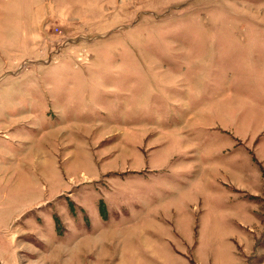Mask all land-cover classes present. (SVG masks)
Listing matches in <instances>:
<instances>
[{
  "label": "rangeland",
  "instance_id": "obj_1",
  "mask_svg": "<svg viewBox=\"0 0 264 264\" xmlns=\"http://www.w3.org/2000/svg\"><path fill=\"white\" fill-rule=\"evenodd\" d=\"M246 237L264 264V0H0V264Z\"/></svg>",
  "mask_w": 264,
  "mask_h": 264
},
{
  "label": "crops",
  "instance_id": "obj_2",
  "mask_svg": "<svg viewBox=\"0 0 264 264\" xmlns=\"http://www.w3.org/2000/svg\"><path fill=\"white\" fill-rule=\"evenodd\" d=\"M245 242L244 241H241V244H244V247L247 249L246 251H244V253L242 252V255H243V258H240L241 259V264H244V261L250 257V254H249V251H253V247H246L247 245H249L248 243V240H247V237L245 238ZM248 242V243H247ZM250 248V249H249ZM249 249V250H248ZM252 256V255H251ZM262 262H260L259 264H261ZM263 264V263H262Z\"/></svg>",
  "mask_w": 264,
  "mask_h": 264
}]
</instances>
